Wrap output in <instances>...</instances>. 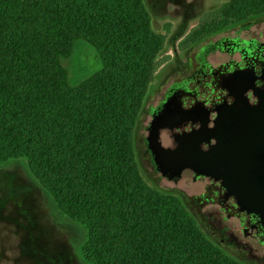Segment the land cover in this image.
I'll use <instances>...</instances> for the list:
<instances>
[{
    "label": "trees",
    "instance_id": "obj_1",
    "mask_svg": "<svg viewBox=\"0 0 264 264\" xmlns=\"http://www.w3.org/2000/svg\"><path fill=\"white\" fill-rule=\"evenodd\" d=\"M263 12L264 0H233L214 15ZM207 23L188 39L223 29ZM166 48L143 0H0V161L29 160L62 209L90 228L95 264H238L140 175L134 131L171 59ZM70 51L74 82L61 65Z\"/></svg>",
    "mask_w": 264,
    "mask_h": 264
},
{
    "label": "flooded vegetation",
    "instance_id": "obj_2",
    "mask_svg": "<svg viewBox=\"0 0 264 264\" xmlns=\"http://www.w3.org/2000/svg\"><path fill=\"white\" fill-rule=\"evenodd\" d=\"M256 19L247 20L234 33V28L224 31L216 40L204 38L193 43L190 39L173 49L174 55L179 56L181 51H189L205 41L189 58L188 77L164 88L159 102L151 108L143 142L145 156L156 173L169 182L179 184L185 180L189 185L186 191L192 193V200L201 211V218L191 216L202 230L206 231L204 224L212 230L208 237L240 261L264 264V219L257 213L242 210L223 179L198 176L191 160L199 136L201 151L210 153L218 146L219 140L214 134L220 131L216 129L220 113L244 126L239 130L241 145L249 144V136L255 131L245 126L256 118L259 110L264 113V18ZM252 26L257 27L251 29ZM156 115L161 116L160 146L166 152H176L172 160L162 151L161 162L175 168L184 165L179 175L169 168L164 174L155 163L149 138ZM172 174L174 177H170ZM187 192L182 194L186 196Z\"/></svg>",
    "mask_w": 264,
    "mask_h": 264
},
{
    "label": "rangeland",
    "instance_id": "obj_3",
    "mask_svg": "<svg viewBox=\"0 0 264 264\" xmlns=\"http://www.w3.org/2000/svg\"><path fill=\"white\" fill-rule=\"evenodd\" d=\"M233 0H143L152 32L166 38V50L173 56L158 71L157 79L139 113L134 131V149L140 175L146 186L165 196L179 201L188 214L197 215L201 211L188 193L189 185L169 182L155 172L145 156L143 137L145 127L150 121V110L160 100L164 88L173 81L189 75V58L203 44L194 45L189 51H181L175 56L173 49L195 38L194 30L204 22L209 30L222 25V30L205 37L214 40L225 34L224 31L239 29L247 20L264 18L259 15L246 16L239 21L223 17L217 19L219 10L228 8ZM216 24V25H215ZM212 26V28H211ZM257 26H252L255 29ZM173 45V46H172ZM77 55L90 66H98L93 52L79 49ZM162 55L164 53L162 52ZM161 55V57H162ZM75 55L71 51L61 59V65L68 70L74 82L73 71ZM187 192L184 196L182 192ZM197 227L202 230L199 223ZM203 235L220 250L221 253L238 264H249L222 250L208 237L212 232L205 224ZM91 240V230L83 221L73 218L59 205L52 192L42 184L26 158H13L0 161V264H95L87 254L86 248Z\"/></svg>",
    "mask_w": 264,
    "mask_h": 264
},
{
    "label": "water",
    "instance_id": "obj_4",
    "mask_svg": "<svg viewBox=\"0 0 264 264\" xmlns=\"http://www.w3.org/2000/svg\"><path fill=\"white\" fill-rule=\"evenodd\" d=\"M161 116L156 115L150 128L149 147L154 155L158 170L165 174L167 168L179 175L184 165L179 168L163 165L160 156L166 154V158L174 159L176 152H166L158 142V131ZM244 126L237 119L230 121L223 113L217 120V130L214 136L219 140L218 146L210 153L200 150V136L197 149L192 157V167L198 176H210L223 179V183L230 195L237 198L242 210L249 213H257L264 219V113L259 110L256 118L252 119L245 127L255 131L249 136V144H240V129ZM231 130V131H230ZM202 135V132L197 133ZM248 137V136H246ZM211 154V157L209 156ZM195 164V166H194ZM172 173V172H171ZM174 177V175H170Z\"/></svg>",
    "mask_w": 264,
    "mask_h": 264
}]
</instances>
